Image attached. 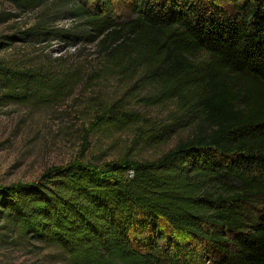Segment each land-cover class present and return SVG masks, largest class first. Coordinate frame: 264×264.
Wrapping results in <instances>:
<instances>
[{
    "label": "trees",
    "instance_id": "trees-1",
    "mask_svg": "<svg viewBox=\"0 0 264 264\" xmlns=\"http://www.w3.org/2000/svg\"><path fill=\"white\" fill-rule=\"evenodd\" d=\"M4 1L0 24L32 18L0 50L93 46L91 77L133 83L129 98L163 110L120 97L97 120L135 126L146 146L178 135L155 158L75 159L0 185L4 225L72 264H264V0ZM61 61L1 58L0 97L68 94L80 70Z\"/></svg>",
    "mask_w": 264,
    "mask_h": 264
},
{
    "label": "rangeland",
    "instance_id": "rangeland-1",
    "mask_svg": "<svg viewBox=\"0 0 264 264\" xmlns=\"http://www.w3.org/2000/svg\"><path fill=\"white\" fill-rule=\"evenodd\" d=\"M13 12L12 6L0 0V12ZM127 15L126 10L120 11ZM32 15L0 24V35L31 23ZM68 26L69 21L58 23ZM34 63L42 59H61L68 68L80 70V79L73 90L58 98L43 97L28 102H7L0 97V185L30 182L48 167L75 159L100 163L126 155L134 159H150L172 147L178 135L153 146L141 145L136 139L135 126L114 128L107 118L97 120L107 105L122 97L128 99L130 88L115 81L91 77L98 70L95 48L78 45L64 47L53 41L42 45L16 44L0 50V59ZM46 99V100H44ZM134 109L149 117H159L162 109H145L132 97ZM171 108L168 103L165 108ZM185 133H183L184 135ZM0 264H72L63 252L29 237H19L0 219Z\"/></svg>",
    "mask_w": 264,
    "mask_h": 264
},
{
    "label": "built area",
    "instance_id": "built-area-1",
    "mask_svg": "<svg viewBox=\"0 0 264 264\" xmlns=\"http://www.w3.org/2000/svg\"><path fill=\"white\" fill-rule=\"evenodd\" d=\"M129 175H130V176L132 175V171H130Z\"/></svg>",
    "mask_w": 264,
    "mask_h": 264
}]
</instances>
